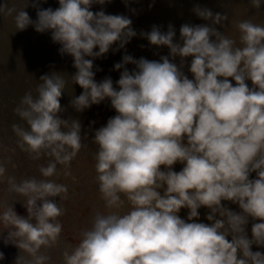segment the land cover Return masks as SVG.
I'll return each mask as SVG.
<instances>
[{"label":"clouds","instance_id":"9594fccd","mask_svg":"<svg viewBox=\"0 0 264 264\" xmlns=\"http://www.w3.org/2000/svg\"><path fill=\"white\" fill-rule=\"evenodd\" d=\"M105 2L59 0L55 10L37 8L35 21L24 9L0 5V13H16L18 30L29 25L40 33L51 30L61 53L74 58L77 72L71 77L84 90L71 101L77 112L106 98L117 112L95 132V168L105 206L121 209L123 194L130 210L97 212L78 246L63 254L65 264H264V254L251 250L253 244L264 247V26L240 22L241 46H236L215 27L223 26L227 15L196 6V15L211 24L182 25L180 42H174L171 25L167 32L154 26L144 33L151 45L167 46L169 56L150 61L124 55L114 68L131 63L136 70L124 68L117 90L111 78L96 82L93 59L115 43L124 48L136 32L125 15L90 10ZM250 2L261 7V0ZM189 56L194 79L182 71ZM169 57H180V66ZM40 80L37 97L26 94L15 109L29 128L13 125V130L33 159L54 158L40 168L48 178L57 174V164L68 168L83 144L80 122L58 115L64 111L60 98L66 81L58 73ZM177 162L184 165L179 172L173 170ZM5 172L0 164V178ZM253 172L256 178L250 179ZM8 183L9 191L26 198L28 215H18L11 204L0 222L8 238L15 237L14 244L32 256L23 264H45L49 257L38 252L60 238L57 218L64 209L54 198L66 199L67 186L34 177L19 183L9 177ZM222 201L238 204L241 211ZM201 207L209 210L210 224L196 222ZM182 208L189 210L187 221L178 215ZM249 218L261 221L252 224L251 239Z\"/></svg>","mask_w":264,"mask_h":264},{"label":"rangeland","instance_id":"374dc122","mask_svg":"<svg viewBox=\"0 0 264 264\" xmlns=\"http://www.w3.org/2000/svg\"><path fill=\"white\" fill-rule=\"evenodd\" d=\"M4 4L8 8H15L17 12L24 9L35 21L37 8L55 10L59 7V0H0V5ZM33 4L37 7H32ZM196 6L207 7L213 14H226L228 19L223 22V26L218 24L215 27L225 36L234 39L236 46H241L237 28L240 22L250 20L254 24L264 26V0H261L259 9L252 7L250 0H106L103 5L93 4L90 10L94 13L104 11L105 14L127 16L131 19V27L136 32V36L132 37L124 48H119V44L115 43L102 57L95 59L86 57L93 59L96 82L111 78L114 88L119 90L116 81L119 80L124 68H127L129 72L136 70V66L131 63L119 70L114 68L116 63L123 62V56L126 54L137 60L145 58L150 61H159L162 56H169L170 50L167 46L151 45L143 34L150 32L154 26L162 32H167L171 25L176 33L174 42H180L182 25L211 24V21L203 20L196 15L193 11ZM15 14L14 12L9 16L0 13V164L6 168L4 177L0 178V213L12 204L18 215L23 217L28 215L24 206L26 198L9 191V177H14L17 183L34 177L54 180L58 184L67 186L66 199L54 198L64 209V214L57 218L63 226L60 238L54 246L50 248L42 246L38 252V255L49 257L45 264H65L63 254L65 252L71 254L78 246L82 239L81 233L91 227L97 212L108 214L110 211H118L123 214L130 210V205L123 194L121 198L125 199V204L121 209H108L105 206L99 192L98 173L95 168L96 154L99 150V146L93 142L95 132L106 126L107 121L116 116L117 112L108 98L99 104L91 105L82 112H77L71 106V101L81 95L84 90L75 84L71 77L77 72L73 66L74 58L69 54L61 53L62 45L53 41L51 30L40 33L31 25L24 30H18L14 22ZM98 50V48L94 49V51ZM169 59L180 66V57L174 59L169 57ZM192 59L191 56L184 58L182 69L189 79H194L189 71ZM52 73H58L66 81L60 98L64 111L58 115L65 120L76 119L80 122L83 147L68 168L57 164V174L45 178L40 168L46 167L54 158L42 155L39 159H33L28 152L21 149L19 137L14 132L13 125L29 128L27 122L15 109L20 106L26 94L31 93L34 98L37 97V87L43 83L40 77ZM228 79L235 86V81ZM246 83L250 88L253 86L250 80ZM163 167L161 166V170ZM183 167V164L177 162L173 170L179 172ZM65 171L70 174L64 175ZM249 178L255 179L256 173H251ZM222 204L232 211H241L239 205L231 201H222ZM188 211L187 208H182L178 215L187 221ZM198 211L200 215L196 222L210 224L211 222L206 219L209 210L201 207ZM217 218H219L218 214ZM259 222L261 221L249 218L246 226L249 239L252 238V224ZM227 239L230 241L231 236ZM15 242L16 238H8V230L4 229L0 222V254H2L0 264H17L19 256L22 258L20 264H23L25 260L33 259L29 253L20 250L14 244ZM251 250L264 254L262 246L253 244Z\"/></svg>","mask_w":264,"mask_h":264}]
</instances>
